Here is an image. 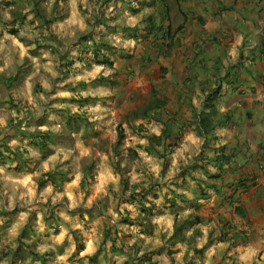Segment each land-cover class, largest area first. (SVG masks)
<instances>
[{
    "label": "rangeland",
    "instance_id": "374dc122",
    "mask_svg": "<svg viewBox=\"0 0 264 264\" xmlns=\"http://www.w3.org/2000/svg\"><path fill=\"white\" fill-rule=\"evenodd\" d=\"M103 1L106 0H0V154L6 155L3 150L6 146L21 157L17 171L11 167L15 164L9 163V159H0V168L5 169V173H0V264L4 261L7 264L11 261L14 264H61L57 258L66 255L72 245L67 236L59 244L52 237L61 234L60 225L68 226L58 215L64 209L75 222L84 224L85 231L91 233L94 227L99 238L98 246L93 242L95 251L88 252L89 237L80 229H71L69 235L75 249L64 264H120L119 258L126 257L124 263L128 255L150 256V261L141 264H237L233 254L228 255V250L222 254L224 250L219 248L220 245H214L219 237L214 234V227L208 228L203 220L206 218L195 223L197 216L193 215L199 212L200 206L195 209L193 202L182 200L179 194L181 187H175L165 179L173 171L174 152L163 150L162 145L154 148L158 153L155 158L163 161L157 179L137 151H144L148 144L136 143L132 146L133 137L140 140L143 135H154L149 126L155 125L143 120L146 118L142 117L141 112L153 97L166 94L159 85L165 82V74L161 73L155 78L159 83H155L151 91L150 83L154 81L155 73L137 72V26L141 28L143 24L145 27L144 17L150 12L148 6L137 2L128 7L118 0H110V4L104 5ZM6 12L11 19L5 17ZM124 12L134 19L138 18L134 26L127 22L124 25L116 23ZM152 22L160 24L162 19L153 17ZM26 27L37 35L32 39H28L27 35L21 36V31ZM101 28L104 30L99 31ZM112 37L118 38L121 45L115 46ZM129 40L135 41V46L124 48L123 43ZM96 44L100 49L98 58L93 53ZM24 50H27L26 55H22ZM43 53H47V56ZM45 65H50L51 70ZM77 65L82 67L77 68ZM94 67L102 69L95 78L76 80L78 76L93 72ZM105 72L110 74L106 76ZM43 81H48L51 87L45 89ZM60 92L70 95L60 96ZM87 92L94 95H81ZM95 108L100 110L91 111ZM56 127L60 129L58 132L53 131ZM119 127L124 139L115 149ZM139 127H142L141 134ZM34 128L36 131H32ZM41 128L48 130L40 131ZM113 128L114 137L110 135ZM42 137L44 139H40ZM13 141H16L15 145ZM40 141L43 145L38 143ZM166 143L173 145V138H168ZM77 145L89 150V154L81 156V148ZM27 148L37 151L39 157L29 156ZM59 149L71 151L73 158H80L81 179L71 190L73 198L79 195L86 202L95 193L99 184L97 177L105 164L111 168L113 176L120 177V191H113L116 185L109 181L106 190L110 196L101 194L91 208L81 204L75 209H68L71 201L67 195L56 204L52 203L51 197H48L47 203L40 201L41 193L49 185L53 187L55 195L64 193L65 186L75 180L76 165L72 158L63 163L59 160L53 162L49 165V171H42V164L56 155ZM105 156L107 161L104 160ZM137 161H141L139 166ZM133 167H136L138 174L143 172V179L135 184L129 176ZM178 168L183 169L176 166L172 176L174 179L179 176ZM7 176L13 179L31 176L32 180L27 187L14 188ZM41 179L46 181L39 186ZM32 185H35L37 199L32 204L17 199L15 206L9 208L13 193L19 196ZM133 192L138 195L136 201L130 198ZM173 196L176 198L171 203ZM149 197L152 199L149 200ZM157 200L161 203L156 204ZM125 204L134 206L138 214L134 216L127 208L121 211ZM141 206L151 207L150 214L143 213ZM29 209L34 210L13 237L10 232L12 226L18 223L20 214ZM109 209L115 212L118 219L114 220L108 214ZM41 212L46 226L43 233L37 232ZM169 217L170 228L167 223H154V220ZM137 219L139 222H136ZM98 220L100 223H97ZM186 221L189 223L182 228L181 238L167 248L166 243L173 228ZM205 228H208L207 232ZM196 230L199 234L190 241ZM132 240L136 242L129 244ZM78 244L82 246L79 249ZM42 248L47 250L41 251ZM193 249L201 250L200 258ZM4 252H8V255H3ZM30 252L44 254V262L33 259Z\"/></svg>",
    "mask_w": 264,
    "mask_h": 264
},
{
    "label": "crops",
    "instance_id": "0c3cea01",
    "mask_svg": "<svg viewBox=\"0 0 264 264\" xmlns=\"http://www.w3.org/2000/svg\"><path fill=\"white\" fill-rule=\"evenodd\" d=\"M118 1L128 7L137 2L148 6L147 0ZM161 1L167 9L148 6L147 16L167 14L171 22L163 25L171 29V37L161 38L143 30V24L137 26V72L155 73L151 91L159 83L155 78L165 74V82L159 85L166 94L155 96L164 105L143 120L159 125L160 133L165 124L172 125L176 146L165 149L174 152L176 166L183 169L178 168V178L169 183L181 187L182 200L193 202L195 209L200 206L193 216L213 225L219 237L214 245H220L222 254L226 250L233 254L237 264H262L264 0ZM209 96L211 105L205 103ZM204 105L213 107V115L209 110L204 115L215 123L205 144L197 124ZM220 106L227 110L221 113ZM220 148L229 160L221 164L219 177L213 180L209 176L218 172L214 157Z\"/></svg>",
    "mask_w": 264,
    "mask_h": 264
},
{
    "label": "clouds",
    "instance_id": "9594fccd",
    "mask_svg": "<svg viewBox=\"0 0 264 264\" xmlns=\"http://www.w3.org/2000/svg\"><path fill=\"white\" fill-rule=\"evenodd\" d=\"M73 8H75L74 4H73ZM5 17L8 18V19H11V17L8 16L7 12L5 13ZM31 19H32V17L30 16L29 20H31ZM137 19L138 18H135V19L132 18L128 12H124L123 16L119 20H117L116 23L120 24V25H124L125 22H127L128 25L134 26ZM81 27H83V25H81ZM103 30H104L103 28L99 29V31H103ZM20 35L21 36L27 35L28 39H32V37L37 35V34L32 32L31 28H27L26 27L24 31H21ZM111 39L115 41V46H120L121 45V41L118 38L112 37ZM122 46L124 48L133 47V46H135V41H133V40L126 41V42L123 43ZM26 54H27V50H24L22 52V55H26ZM43 55L47 56V53H43ZM33 62L36 63L35 61H33ZM39 67H40V65L38 64L37 68L39 69ZM45 67L48 68L49 70H51L50 65H45ZM80 67H82V65H77V68H80ZM101 71H102V69L100 67H94V71L93 72L88 73L87 76H78V77H76V80L78 81V80H81V79H88L89 77L95 78V76L97 74H99ZM104 74L107 76L110 73L105 72ZM53 75H56V73H53ZM30 86L31 85H29V87ZM43 86H44L45 89H48V88L51 87V85H50V83L48 81H43ZM107 94L108 93H105V95H107ZM58 95H60V96H68V95H70V93H68V92H60V93H58ZM81 95H94V93L87 92V93H81ZM197 98L199 100L203 99V97L200 94L199 89H197ZM40 99L43 100L44 99L43 96H41ZM57 107H61V106L57 105ZM99 110H100L99 108H95V109H92L91 111L95 112V111H99ZM226 110L227 109L224 106H220L219 107V111L221 113H224ZM74 111H75V109H74ZM13 115H15V113H13ZM126 127H127V125H126ZM149 127L151 129V133H154L156 136H159L161 134L159 125L149 126ZM47 130H48L47 128H41L40 129V131H47ZM59 130H60L59 127H56L55 129H53V131H57V132ZM32 131H36V129L34 128V129H32ZM110 135H112L114 137V135H115L114 128L112 129ZM132 139L134 141V143L132 145L133 147L135 146L136 143H140V144H146L147 143V141L143 140V139L137 140L135 137H133ZM188 139L192 140V137H188ZM193 143L200 144V143H203V141H193ZM224 143H226V141ZM15 144H16V141H13V145H15ZM25 147H27V144H25ZM77 147L81 148V156H87L89 154V150L83 149L82 145H77ZM137 151L139 152V155L142 158L143 162L148 165L149 171L151 173H154L156 175V178L159 179L160 167L163 164V161L162 160H157L155 158V156H149L147 153H145L144 151H142L140 149H137ZM161 151H162V149H161ZM27 152H28L29 156L37 157V158L39 157V153L37 151H34L31 148H27ZM70 158L73 159V163L76 165L75 180L73 181V183L72 184H68V185L65 186L64 193H56L55 195H53V191H54L53 187L51 185H49L41 193V195L39 197L40 201H42L44 203H47L48 197H51L52 198V203L56 204L57 202H59V201H61L63 199L64 195H67L68 199L71 201V203L68 204V206H67L68 209H75L81 204L85 208H91L92 205H93V202L101 194H103L104 196H110V193L106 190L107 189V184H108L109 181H111L114 185H116V187L113 189V191H115L117 193L120 191V188H119L120 177L118 175L117 176H113L111 168H109L107 166V164H105L103 166V171H101L99 176L97 177V179L99 181V184L96 187L95 193L86 202L84 201L83 197L79 196V195L76 196V198H73L71 190L78 184V182L81 179L80 170H79V159H80L79 157L73 158L71 151L65 152L63 149H59V150H57L56 155L51 156L47 161H45L42 164V171L43 172L49 171V165L53 164V162H56V161L59 160L61 163H63V161L69 160ZM172 159H173V171H170L168 173L167 177H165L166 180H170L172 178V176L175 174V171H174V170H176L175 158H172ZM104 160L107 161V157L106 156L104 157ZM140 163H141V161H137V166H139ZM11 167H14V165H11ZM215 169L218 170V166L217 165H215ZM215 169L214 168L210 169V171H212L214 173L216 171ZM0 173H5V169L4 168H0ZM36 175H39V173H36ZM129 176L131 177V182L135 184V183H138L141 179H143V172L138 174L137 170H136V167H133L132 171L129 173ZM6 178L11 182V184L13 185L14 188H18L20 186L27 187L30 184L31 180H32L31 176H26V177L21 178V179H13L11 176H7ZM17 199L23 200L25 204H32L33 201L37 199L36 193H35V185H32V187L28 188L27 192H23L19 196H17L15 194V192H14L13 195L10 197L9 208H12V207L15 206V203H16ZM151 199L152 198L149 197V200H151ZM155 203L156 204H160L161 201L157 200V201H155ZM125 208L129 209L130 211H132L134 216L136 214H138L136 208L134 206H132V205H129V204L123 205V207L121 208V211H123ZM33 210L34 209H29L28 212H22L20 214L18 223L14 224L12 226L11 230H10L11 235L13 237H15L18 234L19 230L27 222L28 216L30 215V213ZM108 214L113 216L114 220L118 219V217L116 216L115 212L112 211V209H109ZM58 215L63 219V221L66 222V224L68 226H65V224L60 225L61 234L58 237H52V239H53V241L55 243L59 244V243H62L64 241L65 236H67L68 239H69V242L72 245V247L68 250L66 255H62V256H59L57 258L58 261L61 262V264H64V262L67 260L68 256L71 255V252L75 249V243L72 242V237L69 235V232H70L71 229H80L82 232H84V235L89 237V239L87 241V243H88V252L95 251V247L93 245V242L95 241L96 245L98 246L99 238L96 235V231H95L94 227H93L91 233L85 231L84 224L75 222L68 215L67 209L61 210L58 213ZM185 215H187V213H185ZM85 221H87V217H85ZM97 223H100V221L98 220ZM154 223H156V224L167 223L169 228H170L171 227V218L169 217V218L164 219V220L157 219V220H154ZM211 227H213V225H209L208 226V228H211ZM45 228H46V226L43 223V213L41 212L40 213V219L37 222V232L43 233L45 231ZM208 228H205L204 231L207 232ZM131 231L135 232L136 230L132 229ZM135 242H136L135 240H132V241H129V244H133ZM157 243H159V242H157ZM13 247H15V244H13ZM46 250H47L46 248H42L41 249V251H46ZM124 259H126V257H120L119 258L120 264H123V260ZM3 264H7V261H4ZM165 264H167V262H165Z\"/></svg>",
    "mask_w": 264,
    "mask_h": 264
},
{
    "label": "trees",
    "instance_id": "16d2710c",
    "mask_svg": "<svg viewBox=\"0 0 264 264\" xmlns=\"http://www.w3.org/2000/svg\"><path fill=\"white\" fill-rule=\"evenodd\" d=\"M138 0H134V2H137ZM148 1V6L150 7H154L156 4H157V7H158V11L164 7L167 9L166 5H164L161 1V0H147ZM109 0H106L105 3H108ZM159 5V6H158ZM153 15H149L147 17H145L144 19V23H145V28L143 30H148L150 31V33H154V34H160V37L161 38H169L171 37V29H166L167 27H165L163 25V23L165 21H170V17L166 14H162V13H158L157 14V17H159L160 19H162V22L160 24H155L154 22H152V19H153ZM171 22V21H170ZM139 29V28H137ZM136 30V29H135ZM160 38V39H161ZM160 39H158L157 41H159ZM94 45V44H93ZM169 45V44H168ZM170 46V45H169ZM96 47H94L93 49V53H94V56L96 58H98L99 56V52H100V49L98 48V45L96 44ZM210 99H211V96H209L206 100V104H210ZM164 105V103L162 101H159L157 99H155V97H153V99L151 101H149L148 104H146L143 109H142V112H141V115L143 118H147L149 113L150 112H153V111H156L157 109H161L162 106ZM211 105V104H210ZM210 105H207L205 106L204 105V108H202V111L200 112V114L198 115V119H197V124H198V127L200 129V131L202 132V136L204 138V144L206 143L208 137L211 135V132L213 131L214 129V122L211 121L209 119L208 116H205L204 115V110H209V115H213L214 114V111L212 110L213 107L210 106ZM136 116V115H135ZM136 118V117H135ZM131 123L129 122V125ZM141 129L142 127H139V130L140 131V134H141ZM44 138H45V135H42ZM40 138V139H44V138ZM173 138V145H168L166 142L168 140V138ZM143 139H145L147 141V146L143 149L147 154L151 155V156H155L157 155L158 153L156 151H154V148L156 146H164L163 147V150L165 149V146H169V147H172V146H176V141L177 139L175 137H173V132H172V125L170 124H165V129L162 131V133L159 135V136H156V135H143L142 136ZM46 139V138H45ZM124 139V135H123V132L121 130V128L119 127L117 129V140H116V143H115V149H118L119 146L121 145L122 143V140ZM40 145H43L42 141L38 142ZM4 150V154H0V159L3 160V159H9V163H14V169L17 171L19 170L20 168V160H21V157L19 156L18 153H16L15 151H12L10 148L8 147H4L3 148ZM220 152L218 154L215 153V165L218 166V172L216 174H213V175H210V179H213V180H216L218 177H219V173H220V166L222 163H225L227 162L229 159H227V157L224 155V152L222 151L223 148H220L219 149ZM156 152V153H155ZM6 156V157H5ZM202 155L200 156V159H201ZM1 164H5L4 162H1ZM163 170V169H162ZM205 171V170H204ZM115 172L118 174V171L117 169H115ZM205 173L207 174V171H205ZM46 179V178H45ZM45 179H41L39 182H38V185L39 186H42L43 184H45ZM85 181V180H83ZM83 185H85V183H83ZM242 185V183H241ZM136 192V191H135ZM138 194V193H137ZM138 196V195H137ZM136 196V193H131V199L132 201H136L137 200V197ZM175 198L176 197H172V199H170L171 203H174L175 201ZM150 210H151V207H144V206H141V211L143 213H146V214H150ZM81 211V210H80ZM136 222H139V219H137ZM189 221H186V222H181L178 226H175L173 228V233L172 235L170 236V238L168 239L167 241V248H170L172 245L175 244L174 241H178L177 239L180 237L181 238V230L183 227L186 226V224H188ZM195 223L198 224L200 223V220L198 217L195 218ZM191 225H195L193 223H190ZM192 237L190 238V241L194 240V238L196 237V235H198V231H193L192 233ZM110 235V234H109ZM112 240V239H111ZM113 241V240H112ZM115 241V240H114ZM113 241V242H114ZM189 241V242H190ZM82 246L80 244L77 245V249L81 248ZM194 253L200 258V255L202 254L201 250H196V249H193ZM10 252V251H8ZM8 252H4L3 255H8ZM168 254L170 255V251H168ZM31 256L33 259H38L40 260L41 262H44V259H45V255H39L35 252H30ZM145 261H150V256L148 255H142V256H136V255H128V259L123 263V264H141ZM10 264H14L13 261L10 262Z\"/></svg>",
    "mask_w": 264,
    "mask_h": 264
}]
</instances>
